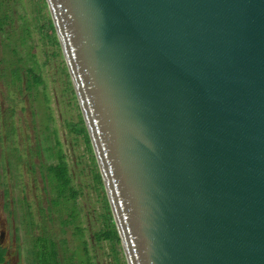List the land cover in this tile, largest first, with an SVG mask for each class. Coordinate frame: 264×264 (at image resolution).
I'll list each match as a JSON object with an SVG mask.
<instances>
[{"label": "water", "instance_id": "95a60500", "mask_svg": "<svg viewBox=\"0 0 264 264\" xmlns=\"http://www.w3.org/2000/svg\"><path fill=\"white\" fill-rule=\"evenodd\" d=\"M127 264H264V0H46Z\"/></svg>", "mask_w": 264, "mask_h": 264}, {"label": "rangeland", "instance_id": "374dc122", "mask_svg": "<svg viewBox=\"0 0 264 264\" xmlns=\"http://www.w3.org/2000/svg\"><path fill=\"white\" fill-rule=\"evenodd\" d=\"M55 34L46 0H0L3 245L9 264H56V250L59 264H127L120 243L114 260L110 242L92 238L107 197L94 180L99 168L80 134L84 120Z\"/></svg>", "mask_w": 264, "mask_h": 264}, {"label": "flooded vegetation", "instance_id": "af4514ba", "mask_svg": "<svg viewBox=\"0 0 264 264\" xmlns=\"http://www.w3.org/2000/svg\"><path fill=\"white\" fill-rule=\"evenodd\" d=\"M56 35V34H55ZM58 41V40H57ZM59 44V43H58ZM27 72L29 73V69L27 70ZM37 75H40V78L42 79V76H41V74H37ZM42 81H43V79H42ZM9 86H11L10 84H9ZM41 88V87H40ZM41 90H42V88H41ZM42 91H44V88H43V90ZM8 97H9V100H11V102L13 103L15 100H14V98H13V96H12V93H10V91L8 92ZM79 104V103H78ZM83 117V116H82ZM78 121H80V120H78ZM77 124H78V122H77ZM84 125H85V123H84ZM9 128H10V131H11V133H12V130L14 131V129H16V127L13 129V127L12 126H10L9 125ZM85 129H81V131H80V134H81V136H83V140H84V142H85V144L87 145V146H90V148L92 149V145H91V142H90V138H89V135H88V132H87V129H86V126L84 127ZM35 129L38 131V127H35ZM1 132V131H0ZM53 134L54 135H56L57 136V134L56 133H54L53 132ZM0 144L2 145V147L0 148L1 150H2V148H5V146H4V144L0 141ZM92 152H93V149H92ZM62 153H63V156H64V161H65V168L67 169V171H68V176L70 177V174H69V170H68V166H67V162H66V157H65V154H64V152L62 151ZM93 154H94V152H93ZM94 158H95V154H94ZM95 161H96V158H95ZM96 163H97V161H96ZM98 165V164H97ZM99 168V167H98ZM99 174H100V171H99ZM101 176V175H100ZM70 179H71V177H70ZM97 179V180H96ZM95 182L97 181L98 182V175H96V177H95ZM48 181V180H47ZM100 182H102V178H101V181ZM47 183H49V181L47 182ZM70 183V182H69ZM70 185H71V183H70ZM102 185H103V183H102ZM104 187V186H103ZM71 188H72V186H71ZM73 189V188H72ZM74 190V189H73ZM75 191V190H74ZM76 192V195L75 196H73V199H75L76 197H77V195H78V193H77V191H75ZM104 193H105V190H104ZM105 195H106V193H105ZM107 197V196H106ZM107 202V205H108V207H109V210H110V206H109V203H108V200L106 201ZM106 202L105 203H103L102 202V204H103V208H102V213L100 214V217H101V226H102V229L100 230V232H107V228L109 229V225L110 224H114V221H113V216H112V213H111V216H112V221H109L108 219H107V209H106V207H105V205H106ZM77 208V207H76ZM41 210V209H40ZM40 210H39V212H40ZM77 210H78V208H77ZM83 210V209H82ZM43 211V210H42ZM79 212V211H78ZM110 212H111V210H110ZM79 218H80V212H79ZM81 221V220H80ZM81 229L83 230V234H84V237H85V233H86V229L85 228H83L82 227V225H81ZM93 235V240H95V242H97V233H93L92 234ZM43 237H45V235H43V232L42 233H40V235H38V236H36V237H34V238H36L37 240H39V238H43ZM107 241H109V240H107ZM53 242V241H52ZM110 242V244L112 245V248H111V250H112V252H113V257H114V260H116V257H115V245L117 244V243H115V244H113V242H111V241H109ZM54 243V247H55V242H53ZM85 243H86V250L87 251H89V249H88V241H86L85 240ZM39 244H40V242H39ZM43 244V243H42ZM95 246H96V244H95ZM0 248L2 249V250H4V255H3V260L0 262V264H9V258H8V249L3 245V231H0ZM55 250H56V248H55ZM57 254H58V252H57V250H56V254H55V260H56V263H58L59 264V260H58V257H57ZM37 257H40V256H38L37 255ZM38 261L40 262V259L38 258Z\"/></svg>", "mask_w": 264, "mask_h": 264}, {"label": "trees", "instance_id": "16d2710c", "mask_svg": "<svg viewBox=\"0 0 264 264\" xmlns=\"http://www.w3.org/2000/svg\"><path fill=\"white\" fill-rule=\"evenodd\" d=\"M54 31V30H53ZM66 171H67V169H66ZM68 172V171H67ZM98 182L99 181H101V176H100V174L98 175ZM68 184H69V182H68ZM101 184H102V182H101ZM71 190H72V194H73V196H75L76 195V192L71 188ZM105 207H106V209H107V219L109 220V221H112V216H111V212H110V210H109V207H108V205H107V202H106V205H105ZM109 229L107 228V232H100V233H98L97 235V242L99 241V240H101V239H106V240H109V241H111V242H113V244H115V243H120V239H119V236H118V232H117V230H116V226H115V224H110L109 226ZM3 255H4V250H2L1 248H0V262L3 260ZM57 264V263H56Z\"/></svg>", "mask_w": 264, "mask_h": 264}]
</instances>
